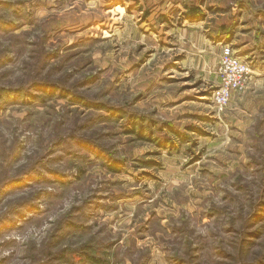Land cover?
<instances>
[{"label": "rangeland", "instance_id": "1", "mask_svg": "<svg viewBox=\"0 0 264 264\" xmlns=\"http://www.w3.org/2000/svg\"><path fill=\"white\" fill-rule=\"evenodd\" d=\"M236 28L264 0H0V264H264V79L210 99Z\"/></svg>", "mask_w": 264, "mask_h": 264}, {"label": "built area", "instance_id": "2", "mask_svg": "<svg viewBox=\"0 0 264 264\" xmlns=\"http://www.w3.org/2000/svg\"><path fill=\"white\" fill-rule=\"evenodd\" d=\"M250 66L225 46L216 70L217 87L211 94V102L216 111L222 112L234 94L243 92L250 80Z\"/></svg>", "mask_w": 264, "mask_h": 264}, {"label": "crops", "instance_id": "3", "mask_svg": "<svg viewBox=\"0 0 264 264\" xmlns=\"http://www.w3.org/2000/svg\"><path fill=\"white\" fill-rule=\"evenodd\" d=\"M236 30L237 28L234 30V35L232 34L230 40L227 43H223L220 45V43L217 42L213 47H209L211 53L214 55L216 64L217 62L219 64L224 46L231 48L232 52L237 57H239L243 61L250 63V66L258 61L259 56L256 54L260 53V49L262 48L260 44L261 41H264L262 40L264 37H261L258 41H256L257 36L255 35L254 30L251 34L243 33L240 36L237 35L239 33ZM216 70L217 67L215 69L213 79H215V81L217 82ZM256 79H264V65L262 66V70H260L258 63L251 66L250 83L253 81H258Z\"/></svg>", "mask_w": 264, "mask_h": 264}]
</instances>
